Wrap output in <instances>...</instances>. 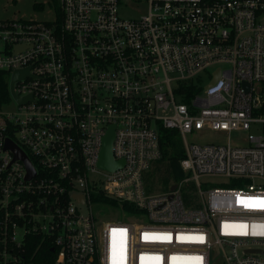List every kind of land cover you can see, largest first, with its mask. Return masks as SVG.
Listing matches in <instances>:
<instances>
[{
    "label": "built area",
    "instance_id": "obj_1",
    "mask_svg": "<svg viewBox=\"0 0 264 264\" xmlns=\"http://www.w3.org/2000/svg\"><path fill=\"white\" fill-rule=\"evenodd\" d=\"M59 1L51 20L0 19V264H19L29 233L54 239L53 264H264V0H132L148 6L135 17L128 0ZM112 125L115 169L99 164ZM161 128L182 136L185 175L156 193ZM207 129L246 143L188 141Z\"/></svg>",
    "mask_w": 264,
    "mask_h": 264
},
{
    "label": "rangeland",
    "instance_id": "obj_2",
    "mask_svg": "<svg viewBox=\"0 0 264 264\" xmlns=\"http://www.w3.org/2000/svg\"><path fill=\"white\" fill-rule=\"evenodd\" d=\"M59 1V0H58ZM60 1L58 2V4ZM39 5H42L38 7ZM56 8L57 2L53 0H0V19H33V20H51L56 17ZM148 11V6L144 1H132L128 0L127 3L121 5V15L124 17H135L139 15H144ZM214 68V67H213ZM212 68V69H213ZM10 73L8 74L9 77ZM208 80V78H207ZM9 81V80H8ZM15 108V103H7L3 105L4 110H10ZM181 146H184V140L181 135L175 137ZM189 142L199 141V142H216V143H227L230 141L233 144H245L246 136L245 133L239 130L225 131L216 130V129H207L201 132H194L187 135ZM168 159H159L156 161L152 167L154 171L153 175L149 177V182L153 185V188L150 189L154 192L167 191L170 189V184L168 186L162 185L159 181L160 172L156 168L161 169L163 166H166ZM185 175V174H184ZM183 175V176H184ZM205 177L201 178L204 180ZM212 182L215 186L219 185L223 177H212ZM148 180V179H147ZM151 186V185H149ZM198 192V187L194 181H187L182 186V193L184 198L185 196L189 199H196V194ZM92 211L101 219L106 220L113 216L116 211L111 206L92 203Z\"/></svg>",
    "mask_w": 264,
    "mask_h": 264
},
{
    "label": "trees",
    "instance_id": "obj_3",
    "mask_svg": "<svg viewBox=\"0 0 264 264\" xmlns=\"http://www.w3.org/2000/svg\"><path fill=\"white\" fill-rule=\"evenodd\" d=\"M57 2V8H59L58 0H53ZM206 2H213L216 0H205ZM42 5H39L40 7ZM59 14V13H58ZM60 20V15H59ZM9 77L7 71H0V103L10 100L9 94ZM177 130L171 128H161L160 130V145L162 148V158L168 159L166 166H163L159 170V181L162 185L168 186L173 183H178L184 176L182 168L180 166V159L184 156V147L181 146V143L175 139L179 136ZM154 171L152 170L147 176V186L150 189L153 188V185L149 182V177L153 175ZM155 176V175H153ZM151 185V186H149ZM99 200L109 202L113 206H119V203L116 200L100 197ZM184 202L186 205H196V199H189V197L183 196ZM122 209L129 210L131 212L135 211V208L124 202L122 204ZM1 218V216H0ZM1 220V219H0ZM1 222V221H0ZM54 239L48 234L42 233H29L25 239V243L22 247L15 248L14 253L21 256L19 264H29L34 262L36 264H53L55 259ZM12 264V263H11Z\"/></svg>",
    "mask_w": 264,
    "mask_h": 264
},
{
    "label": "water",
    "instance_id": "obj_4",
    "mask_svg": "<svg viewBox=\"0 0 264 264\" xmlns=\"http://www.w3.org/2000/svg\"><path fill=\"white\" fill-rule=\"evenodd\" d=\"M27 73V70H16L11 77L10 80V92L16 98L14 93V82L16 79L21 78ZM19 102H24L27 98L17 97L16 98ZM114 139V125L110 126L108 132L104 136L103 139V147L99 158V164L105 168L115 169L123 164L122 161H116L113 157L112 152V144ZM5 148L11 149L14 154L15 158L21 159L25 162L26 166L28 167V177L33 176L35 174L34 167L30 161V159L12 140L8 139L5 143ZM177 187V184L171 185L170 189L174 190Z\"/></svg>",
    "mask_w": 264,
    "mask_h": 264
},
{
    "label": "snow or ice",
    "instance_id": "obj_5",
    "mask_svg": "<svg viewBox=\"0 0 264 264\" xmlns=\"http://www.w3.org/2000/svg\"><path fill=\"white\" fill-rule=\"evenodd\" d=\"M116 231H123V230H115V229L113 230V232H116Z\"/></svg>",
    "mask_w": 264,
    "mask_h": 264
}]
</instances>
